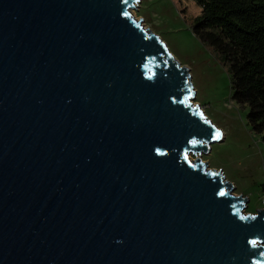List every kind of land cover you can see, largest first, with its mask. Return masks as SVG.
<instances>
[{"label":"water","instance_id":"obj_1","mask_svg":"<svg viewBox=\"0 0 264 264\" xmlns=\"http://www.w3.org/2000/svg\"><path fill=\"white\" fill-rule=\"evenodd\" d=\"M139 0H0V264H264L223 133Z\"/></svg>","mask_w":264,"mask_h":264},{"label":"rangeland","instance_id":"obj_2","mask_svg":"<svg viewBox=\"0 0 264 264\" xmlns=\"http://www.w3.org/2000/svg\"><path fill=\"white\" fill-rule=\"evenodd\" d=\"M131 14L159 35L173 56L189 68L194 97L190 99L223 133L208 152H196L207 169L220 170L234 186L232 193L248 198L245 213L264 208V142L253 131L248 105L232 97L228 65L193 31L201 7L193 0H139Z\"/></svg>","mask_w":264,"mask_h":264},{"label":"trees","instance_id":"obj_3","mask_svg":"<svg viewBox=\"0 0 264 264\" xmlns=\"http://www.w3.org/2000/svg\"><path fill=\"white\" fill-rule=\"evenodd\" d=\"M195 35L228 65L232 97L264 142V0H193Z\"/></svg>","mask_w":264,"mask_h":264},{"label":"built area","instance_id":"obj_4","mask_svg":"<svg viewBox=\"0 0 264 264\" xmlns=\"http://www.w3.org/2000/svg\"><path fill=\"white\" fill-rule=\"evenodd\" d=\"M263 203H264V198H263Z\"/></svg>","mask_w":264,"mask_h":264}]
</instances>
